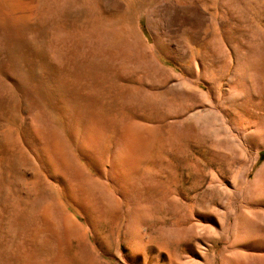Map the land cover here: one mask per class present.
Segmentation results:
<instances>
[{
	"label": "rangeland",
	"instance_id": "1",
	"mask_svg": "<svg viewBox=\"0 0 264 264\" xmlns=\"http://www.w3.org/2000/svg\"><path fill=\"white\" fill-rule=\"evenodd\" d=\"M0 264H264V0H0Z\"/></svg>",
	"mask_w": 264,
	"mask_h": 264
}]
</instances>
